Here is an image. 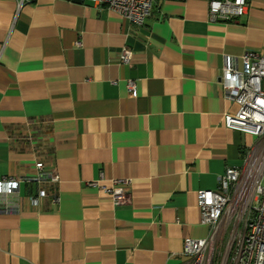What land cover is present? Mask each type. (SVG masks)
<instances>
[{
  "label": "crops",
  "instance_id": "obj_1",
  "mask_svg": "<svg viewBox=\"0 0 264 264\" xmlns=\"http://www.w3.org/2000/svg\"><path fill=\"white\" fill-rule=\"evenodd\" d=\"M263 51L264 0L227 21L208 0H155L141 25L81 0H0V177L36 161L57 175L0 213V264L185 260L184 239L209 231L197 191L264 145L225 125L238 105L220 85L226 56L242 70ZM114 179L118 205L101 189Z\"/></svg>",
  "mask_w": 264,
  "mask_h": 264
},
{
  "label": "built area",
  "instance_id": "obj_2",
  "mask_svg": "<svg viewBox=\"0 0 264 264\" xmlns=\"http://www.w3.org/2000/svg\"><path fill=\"white\" fill-rule=\"evenodd\" d=\"M107 8L129 23L141 25L150 14L155 0H81ZM23 0H17L20 7ZM249 0H208L210 20L227 21L246 12ZM131 53L122 49L120 61L127 63ZM254 60L249 61V57ZM243 69L236 61L226 56L223 62L220 85L226 99L237 105L235 113H224L227 127L250 133L264 143V51L260 55L244 53ZM127 88L135 93L132 79H127ZM251 156L243 167H229L218 178V187L199 189L196 201L201 222L209 227L206 237L185 238L182 254L186 257L179 264H264V175H260L257 159ZM253 165V166H252ZM33 174L17 177H0V213H13L20 209L19 193L22 184L45 180L56 181L57 175L44 168L42 161H36ZM257 170L256 172H254ZM252 186L248 185V178ZM128 180L114 179L110 187L102 186L113 204L118 205L126 197ZM251 189V190H249ZM46 192L39 188L33 203ZM242 208L240 222L230 226L233 208ZM239 226V227H238ZM235 227V228H234ZM229 234L225 244V234Z\"/></svg>",
  "mask_w": 264,
  "mask_h": 264
},
{
  "label": "rangeland",
  "instance_id": "obj_3",
  "mask_svg": "<svg viewBox=\"0 0 264 264\" xmlns=\"http://www.w3.org/2000/svg\"><path fill=\"white\" fill-rule=\"evenodd\" d=\"M257 157H258L257 158V161L256 162L253 161V162L254 163H257V165L259 166V168H260L259 169L260 170V175H264V145L259 146L258 151H257ZM253 159H255V158H253ZM256 171L257 170H255L254 172H256ZM248 185L250 187L252 186V179L250 177L248 178ZM249 190H251V189H249ZM241 212H242V208H240L239 205L236 207V209L233 208V211L231 213V216L229 217L230 218V226H229V229L227 230L228 233H229V230H230V228H231V226L233 224H235V227H236L238 225V222H240V214H241ZM228 233L226 232V234H225V240H224V243L223 244H225L226 241H227V238H228V235H229Z\"/></svg>",
  "mask_w": 264,
  "mask_h": 264
}]
</instances>
